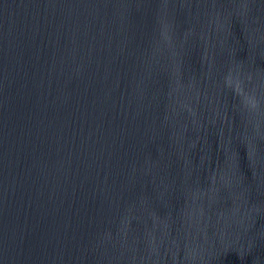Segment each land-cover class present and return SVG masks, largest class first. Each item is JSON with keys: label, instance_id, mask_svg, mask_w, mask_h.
I'll use <instances>...</instances> for the list:
<instances>
[{"label": "water", "instance_id": "water-1", "mask_svg": "<svg viewBox=\"0 0 264 264\" xmlns=\"http://www.w3.org/2000/svg\"><path fill=\"white\" fill-rule=\"evenodd\" d=\"M0 264H264V0H0Z\"/></svg>", "mask_w": 264, "mask_h": 264}]
</instances>
